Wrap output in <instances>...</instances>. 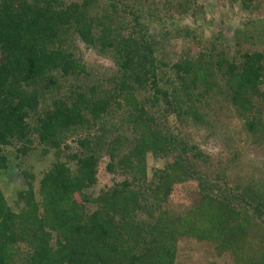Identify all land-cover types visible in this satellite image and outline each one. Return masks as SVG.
Wrapping results in <instances>:
<instances>
[{"label": "trees", "instance_id": "1", "mask_svg": "<svg viewBox=\"0 0 264 264\" xmlns=\"http://www.w3.org/2000/svg\"><path fill=\"white\" fill-rule=\"evenodd\" d=\"M57 1L0 3V144L20 141L22 150L27 151L28 144L36 140L35 134L47 147H58L76 133L77 127L99 125L102 138L109 139V169L119 167L138 178L139 172L145 173L148 153L165 156L169 146L174 149L177 145L181 153L194 150L196 146L186 140V126L210 121V111L224 120L229 117L226 113L234 111L258 133L262 119L252 111L256 101L264 104V50H243L239 42L242 29L235 34L233 49L224 45L216 55L217 43H201L195 56L186 51L169 72L166 66L170 63L154 53L160 40L150 31L141 10L133 14L129 6L121 11L114 4L113 16L106 9L93 19L88 12L97 0H77L66 6ZM261 3L242 0V7L260 11ZM176 8L185 13L193 8L194 15L203 11L195 0L179 1ZM71 29L78 30L90 44L99 43L100 51L108 53L123 69L109 79L110 86L98 82L69 84L62 91L66 84L61 80L78 78L86 70L61 42L62 33ZM240 51L243 53L239 55ZM159 79L166 85L161 86ZM141 88L148 93L136 98L134 90ZM47 95L51 98L49 106L39 112ZM209 100L214 105H208ZM119 127H123L121 131ZM130 128L134 145L123 153L122 146L131 137L123 132ZM79 143L94 151L89 139ZM2 150L0 170L10 163ZM182 155L161 171L164 181L160 185L150 182L146 196L141 194L144 185L131 178L95 198L81 193L83 202L97 205L83 219L81 204L74 195L97 181L99 151L79 158L75 171L58 163L45 172L39 181L45 195L43 213L27 189L20 191L16 205L11 206L0 184V264H173L176 232L180 227L185 231L187 220L189 232L212 238L220 250L231 249L236 264H264V185L246 186L240 194L226 196H214L202 186L203 198L194 209L169 216L164 200L171 185L191 177ZM237 195L254 214L235 210ZM144 210L152 215L158 212L161 222H152V227L158 226L152 237L146 235L151 226L144 227L138 218ZM198 215L207 217L211 225L202 223L209 229L201 227ZM140 245L145 248L139 250Z\"/></svg>", "mask_w": 264, "mask_h": 264}, {"label": "rangeland", "instance_id": "2", "mask_svg": "<svg viewBox=\"0 0 264 264\" xmlns=\"http://www.w3.org/2000/svg\"><path fill=\"white\" fill-rule=\"evenodd\" d=\"M1 1L0 3H2ZM29 1L35 2V0ZM73 1L77 0H59L55 3L63 2L66 6ZM80 1L78 0V2ZM179 1L190 0H97L96 5L90 7L88 14L95 19L97 16H102L106 9H109V13L113 16L115 12L111 11V8L114 4L121 11L129 6L133 14L140 13L136 11L141 10L140 14L149 21L150 31L156 39L160 40V44H157L153 51L156 56L163 57L170 63L169 66H166L169 72L171 65L176 60L179 61L182 54L185 56L186 51L189 52L188 55L195 56V51L200 49L201 43L208 46L217 43L216 55H219L224 45L228 44L233 49L238 29L243 30L239 37L240 47L243 50L256 48L264 50V0H261L260 11H256L254 7L243 8L242 0H195L196 5L203 8V11L197 15L193 14V8L190 9V13L182 12L176 8ZM253 20L257 27L252 24ZM61 42L65 50L73 55L76 62L86 68L78 78L72 77L68 81L61 80L62 85L66 84L62 91L67 90L69 84L89 85L98 82L110 86L109 79L123 70L108 53L100 51L99 43L98 46L95 43L90 44L84 40L78 30L64 31ZM242 53L243 51H240L239 55ZM156 74L159 77L160 73L156 72ZM168 75L171 74L168 73ZM59 78L62 79V76ZM64 79L66 80V78ZM160 82L161 86H164V79ZM198 91L200 88L195 92ZM134 93L136 98H144L148 92L141 88L139 92L135 89ZM48 96L50 95H47L39 112H45L46 107L49 106L51 98ZM53 97L59 98L56 95ZM207 102L208 105H214L213 100ZM252 113L262 119L258 133L249 129L245 122L234 114V111L230 112L231 115L226 113L229 116L226 120L220 115L215 117L210 111L207 116L210 121L203 125H195L190 122L186 126L189 138L185 139L189 145H195L196 148L181 153L177 145L174 146V149L169 146L170 149L165 153V156L148 153L145 173L139 172L138 178L119 167L109 169L111 162V156L107 152L109 139L102 138L99 125L90 127L86 123L77 127L76 133L63 140L58 147H47L35 138V134L33 138L36 140L34 143L28 144L27 151L22 150L23 143L20 141L9 145L0 144L2 152H5L10 158L7 169L0 170L2 192L7 197L9 204L15 206L16 200L19 199L18 194L22 189L31 191L43 213L44 206L41 205V201L45 195L39 181L45 172L58 163H65L75 171L79 158L86 156L89 152L99 151L97 181L74 195L81 204L80 214L83 219L87 213L97 209V205L93 201L83 202L81 193L95 198L121 183L125 178H131L137 181V185H144L143 187L146 189L142 190L141 194L146 196L149 189L147 186L150 182L155 181L153 186L160 185L164 181L160 177L161 171L166 169L168 164H175L179 154H183L182 156L185 158L183 162L187 161L185 166L188 168L187 170L191 171V177L186 181L174 182L171 185L167 200H164V207L169 210V216L186 214L202 200V186H206L205 191L211 192L214 196L216 194L226 196L228 193L240 194L246 186L262 187L264 185V104L256 101ZM35 120L36 117L32 118L31 122L34 123ZM175 123L178 122L175 121ZM122 128L119 127L118 131H121ZM123 133L124 135L127 133L128 137L131 136L122 146L123 153H125L127 150L129 151L130 144L134 145L135 139L133 140L132 128ZM84 138L90 140L91 148L94 151L86 149L87 145L79 143V140ZM99 143L102 145L97 148L96 145ZM45 147L48 148L46 152H44ZM198 152L201 155H198ZM221 175H224V178ZM242 199L237 195L236 200L239 202L234 204L235 210L242 209L254 214V209L246 202L243 203ZM19 206L21 207V204ZM15 210L19 211L20 208L15 207ZM138 216L144 227L151 226L149 231L147 229L146 235L149 234L152 237L158 227H152V222L158 220V212L152 215L149 210H144L139 212ZM198 217L201 227L207 226L202 222L211 225L207 221V217L199 215ZM81 219L79 218V220ZM158 221L160 222V220ZM189 224L190 222L187 220L184 225L186 232L180 231L181 227L177 229L173 264H236V255L231 249L220 250L212 238H200L194 232H189L191 228ZM207 229H209L208 226ZM140 248H145V246L140 245L139 250Z\"/></svg>", "mask_w": 264, "mask_h": 264}]
</instances>
